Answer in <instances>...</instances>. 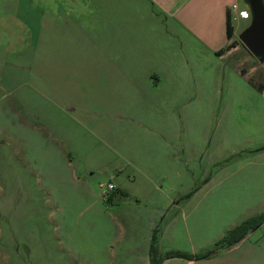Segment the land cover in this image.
I'll use <instances>...</instances> for the list:
<instances>
[{"label":"rangeland","instance_id":"1","mask_svg":"<svg viewBox=\"0 0 264 264\" xmlns=\"http://www.w3.org/2000/svg\"><path fill=\"white\" fill-rule=\"evenodd\" d=\"M146 15L139 0H0V264H136L155 227L160 252L213 250L202 264L263 253L264 223L219 241L264 211V62L232 64L249 19L222 59L179 30L141 37ZM162 55L167 83L143 86Z\"/></svg>","mask_w":264,"mask_h":264},{"label":"crops","instance_id":"2","mask_svg":"<svg viewBox=\"0 0 264 264\" xmlns=\"http://www.w3.org/2000/svg\"><path fill=\"white\" fill-rule=\"evenodd\" d=\"M143 7L144 11L147 13L144 24L142 26L143 35L141 37L145 38L146 36H151V33H159L157 30L164 31L171 38V34L174 32L181 31L182 35L186 37V39H190L200 43L203 47L205 46L208 50L213 51L215 54L221 57L222 59L228 58V55L235 50L236 45H231V47L225 51H222L226 45L230 44L234 38V26L232 21H236V25L240 24V21L250 19L249 9L247 5L244 3V0H139ZM155 8H157L162 14V21H160V16L155 13ZM226 19L229 20L231 26V36L230 38L226 37L225 33V23ZM127 33L123 34V36L118 38L119 50H122L126 43L132 39L129 34L130 31L133 30L132 23H126L124 27ZM213 29H215L213 31ZM153 34V37H154ZM161 35V34H159ZM162 38L163 37H159ZM237 38V37H236ZM153 40L144 41L142 43L143 50L150 47ZM251 56V57H250ZM251 58V59H250ZM255 60L251 54L248 57H243L242 59H238L236 61H232V64L238 67H241V71L249 72V75H254L256 72V67L252 63ZM165 57L162 55L161 62L162 66L156 69L155 71H147L140 76L142 80V85L152 88H159L163 84L167 83V72L169 67L166 63H164ZM264 62V61H263ZM244 63L250 64L248 66H243ZM261 77H260V92L264 94V63L263 67L260 69ZM140 80V81H141ZM141 83V82H140ZM160 94V92H159ZM116 186L113 185V188L110 189L112 192ZM121 191H124L121 189ZM115 196V195H114ZM113 196L109 195L108 200H112ZM114 206L119 207L120 205L117 203ZM152 221L150 222V229L152 228ZM149 229V230H150ZM152 230V229H151ZM150 230V232H151ZM150 237V234H149ZM147 242L144 243L140 249L141 256L138 258V262L136 264H148V256H147V247H148V239ZM239 243V242H238ZM237 246V243L231 245L229 250L233 249ZM228 251V250H226ZM213 257H208L200 260H185L181 258H169L164 260L161 264H179V262H184V264H202V262L208 261ZM216 264H264V246L263 253L260 255H255L251 257H247L243 259V257H239L236 259V262L231 259H215ZM214 262V261H213ZM204 263V264H206ZM215 263V262H214ZM183 264V263H182Z\"/></svg>","mask_w":264,"mask_h":264},{"label":"trees","instance_id":"3","mask_svg":"<svg viewBox=\"0 0 264 264\" xmlns=\"http://www.w3.org/2000/svg\"><path fill=\"white\" fill-rule=\"evenodd\" d=\"M225 33H226V37L230 38L231 26L228 19H226V23H225ZM246 52L249 53L247 50ZM258 89H260V86H258ZM260 223H264V211H261L253 216H250L242 220L235 227L227 231L226 234L219 241L220 242L225 241L226 246L230 247L231 245L239 241L248 232V228L250 226L252 225L256 226L259 225ZM156 237H157V229L155 227L151 231L148 247H147L148 264H161L164 260L169 258L199 260L206 258L207 256H209L214 252L213 250H210L205 253H189V252L172 250V249L166 250L164 252H160L156 244L157 241Z\"/></svg>","mask_w":264,"mask_h":264},{"label":"water","instance_id":"4","mask_svg":"<svg viewBox=\"0 0 264 264\" xmlns=\"http://www.w3.org/2000/svg\"><path fill=\"white\" fill-rule=\"evenodd\" d=\"M249 9L248 24L237 38L244 48L260 63L264 61V0H244Z\"/></svg>","mask_w":264,"mask_h":264},{"label":"built area","instance_id":"5","mask_svg":"<svg viewBox=\"0 0 264 264\" xmlns=\"http://www.w3.org/2000/svg\"><path fill=\"white\" fill-rule=\"evenodd\" d=\"M112 188H113V185L111 183H107L106 187H105V190H110Z\"/></svg>","mask_w":264,"mask_h":264}]
</instances>
